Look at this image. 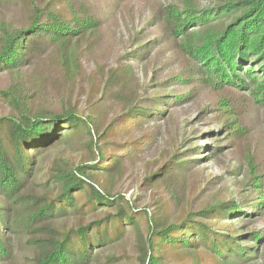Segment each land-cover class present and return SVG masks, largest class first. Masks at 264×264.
Returning a JSON list of instances; mask_svg holds the SVG:
<instances>
[{"label":"trees","instance_id":"16d2710c","mask_svg":"<svg viewBox=\"0 0 264 264\" xmlns=\"http://www.w3.org/2000/svg\"><path fill=\"white\" fill-rule=\"evenodd\" d=\"M167 1L150 22L176 57L171 82L186 92L162 94L173 84L159 83L150 98L131 97L137 83L127 64L101 74L81 114L73 82L102 20L79 0H0V11L25 9L20 24L0 15V78L8 76L0 89V264H13L16 241L28 251L23 264H254L264 253V231L252 229L264 218V172L250 156L239 158L248 192L227 189L196 210L154 200L139 207V197L126 201L116 188L153 145L152 136L136 135L202 90L211 96L201 112L214 118L215 145L171 153L145 171L141 189L164 187L182 200L178 188L194 169L183 157L241 151L247 115L264 107V0H218L204 9L197 0ZM155 43L140 44L127 62H146ZM45 61L54 65L48 72L26 71ZM54 83L66 86L58 111L46 102ZM112 101L125 103L110 118Z\"/></svg>","mask_w":264,"mask_h":264},{"label":"rangeland","instance_id":"374dc122","mask_svg":"<svg viewBox=\"0 0 264 264\" xmlns=\"http://www.w3.org/2000/svg\"><path fill=\"white\" fill-rule=\"evenodd\" d=\"M79 1L88 5L92 13L103 22L100 37L93 42L90 49L83 48L81 51V76L73 82V98L77 100L79 113L84 108L87 93L92 87L96 88L102 84L101 74L115 68L120 69L127 64L133 66L137 83L130 89L131 97L137 91L138 100L150 98L149 92L159 83L173 84L162 91V94L186 92L184 88L171 82L177 74L176 57L150 22L151 13L160 6L167 5V0H129L119 4L100 0ZM217 1L197 0V9L212 7ZM0 15L6 21L20 24L24 19L25 9L22 4L9 5L1 9ZM151 41L156 43L150 45L151 51L146 62L142 64L127 62L129 53L140 44ZM52 66L54 65L48 64L47 61L34 63L26 71L48 72L53 68ZM7 84L8 76L4 74L0 78V89L6 88ZM65 87L63 83H54L45 89L46 102L55 111H58L60 104L59 93H63L66 90ZM115 90L117 91L116 88ZM83 92L84 94L81 95L80 93ZM126 96L128 98L127 94ZM210 100L209 92L202 90L196 99L168 109L165 117L144 126L143 130L136 135L137 138L152 136L153 145L135 166L126 168L123 179L117 182L116 188L126 201L132 202L139 197V207H146L154 200L167 203L174 211L185 210L188 206L196 210L202 199L205 201L213 195L224 197V191L227 189L233 195H236L239 190L248 192L245 178L246 167L240 163L239 158L250 156L264 172V107L253 109L247 115L245 128L249 138L247 144L243 143L241 151L225 146L223 152L216 157L199 150L183 157V160H192L190 165H193L194 169L178 188V194L182 200L173 201L170 191L164 187L156 189L155 192L140 188L145 171L156 170L158 164L165 162L171 153L175 151L184 153L195 147L215 145L212 142L215 133L211 134L215 131L214 118L209 114L210 112L205 114L201 112ZM124 103L117 101L108 103L106 111L109 117L119 113ZM4 114L5 108L0 106V116ZM40 162L41 160L37 159L36 163ZM207 182L209 185L204 186ZM198 195L199 199L196 198ZM253 222L252 229L264 231V218L259 217ZM14 248L13 264H23L24 258L28 255L27 248L20 246L18 241L14 243ZM254 264H264V253Z\"/></svg>","mask_w":264,"mask_h":264},{"label":"water","instance_id":"95a60500","mask_svg":"<svg viewBox=\"0 0 264 264\" xmlns=\"http://www.w3.org/2000/svg\"><path fill=\"white\" fill-rule=\"evenodd\" d=\"M52 142H53V141H52ZM52 142H51V143H52Z\"/></svg>","mask_w":264,"mask_h":264}]
</instances>
